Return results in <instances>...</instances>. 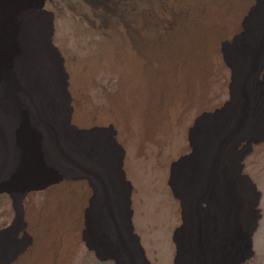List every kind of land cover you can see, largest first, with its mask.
<instances>
[{
    "label": "rangeland",
    "instance_id": "obj_1",
    "mask_svg": "<svg viewBox=\"0 0 264 264\" xmlns=\"http://www.w3.org/2000/svg\"><path fill=\"white\" fill-rule=\"evenodd\" d=\"M113 2L142 15L159 0H33L17 14L0 122L17 149L22 124L11 108L24 118L53 177L22 185L12 182L17 170L0 173V264H23L37 250L29 213L47 209L64 184L84 193L69 264H264V0H251L208 57L198 95L149 136L135 115L100 116L113 111L130 72L102 22ZM81 65L93 122L83 120L72 84Z\"/></svg>",
    "mask_w": 264,
    "mask_h": 264
},
{
    "label": "bare ground",
    "instance_id": "obj_2",
    "mask_svg": "<svg viewBox=\"0 0 264 264\" xmlns=\"http://www.w3.org/2000/svg\"><path fill=\"white\" fill-rule=\"evenodd\" d=\"M32 2L0 0V78L3 73L11 76L8 72L10 62L17 53L15 39L18 30L15 21L18 12ZM250 3L251 0H159L156 7H148L140 15L132 5L116 6L113 2L111 15H106L102 22L108 25L113 54L119 61L128 63L130 72L124 79L126 91L116 96L113 111L108 114L104 112L101 118L107 115L111 119L126 120L135 115V121L147 136L168 115L178 118L176 110L179 103L198 95L205 71H208V57L217 52L221 40L240 25ZM223 16L231 18L233 26H226L222 22ZM123 19L126 28L119 30L117 24ZM155 59L157 66L154 65ZM89 67L86 65L90 75L93 64ZM83 70L82 65L77 66L72 84L78 90L76 96L81 101L79 111L83 120L93 122L96 113L83 97L86 78ZM77 75H80L78 83ZM4 101V98H0V103ZM10 115L22 126L14 133L17 141L15 149L8 146L5 134L8 127L0 122V146L5 152L0 156L3 161L0 173L17 170L12 176L14 184L49 182L53 176L42 162L35 134L27 129L24 118L13 108ZM23 163L26 165L22 166ZM64 186L55 188L51 195L53 202L49 203L47 209L40 213H29L36 224L38 248L23 264H69L70 254L80 238L78 229L84 193L78 185ZM3 191L5 189L0 188V192Z\"/></svg>",
    "mask_w": 264,
    "mask_h": 264
}]
</instances>
